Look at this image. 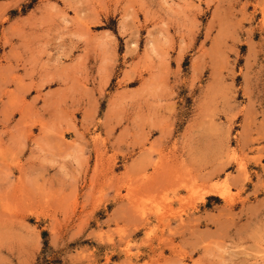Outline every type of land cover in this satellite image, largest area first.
I'll return each instance as SVG.
<instances>
[{
    "label": "rangeland",
    "instance_id": "1",
    "mask_svg": "<svg viewBox=\"0 0 264 264\" xmlns=\"http://www.w3.org/2000/svg\"><path fill=\"white\" fill-rule=\"evenodd\" d=\"M0 264H264V0H0Z\"/></svg>",
    "mask_w": 264,
    "mask_h": 264
}]
</instances>
